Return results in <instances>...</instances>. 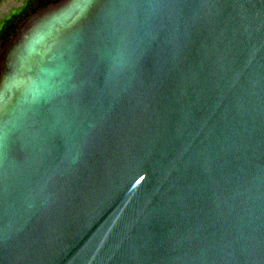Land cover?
<instances>
[{
    "label": "water",
    "instance_id": "95a60500",
    "mask_svg": "<svg viewBox=\"0 0 264 264\" xmlns=\"http://www.w3.org/2000/svg\"><path fill=\"white\" fill-rule=\"evenodd\" d=\"M0 264H264V0H59L0 50Z\"/></svg>",
    "mask_w": 264,
    "mask_h": 264
},
{
    "label": "trees",
    "instance_id": "16d2710c",
    "mask_svg": "<svg viewBox=\"0 0 264 264\" xmlns=\"http://www.w3.org/2000/svg\"><path fill=\"white\" fill-rule=\"evenodd\" d=\"M57 1L59 0H25L16 11L5 17L0 27V50L17 30L19 23L23 19L39 8Z\"/></svg>",
    "mask_w": 264,
    "mask_h": 264
},
{
    "label": "rangeland",
    "instance_id": "374dc122",
    "mask_svg": "<svg viewBox=\"0 0 264 264\" xmlns=\"http://www.w3.org/2000/svg\"><path fill=\"white\" fill-rule=\"evenodd\" d=\"M25 0H0V20L16 11Z\"/></svg>",
    "mask_w": 264,
    "mask_h": 264
},
{
    "label": "flooded vegetation",
    "instance_id": "af4514ba",
    "mask_svg": "<svg viewBox=\"0 0 264 264\" xmlns=\"http://www.w3.org/2000/svg\"><path fill=\"white\" fill-rule=\"evenodd\" d=\"M11 13H12V12H11ZM6 17H7V16H6ZM4 18H5V17H4ZM4 18H3V19H4ZM3 19H2V20H0V27H1V24H2V21H3Z\"/></svg>",
    "mask_w": 264,
    "mask_h": 264
}]
</instances>
